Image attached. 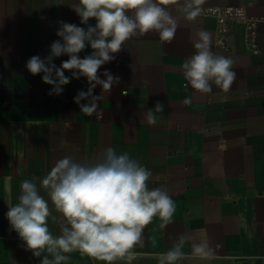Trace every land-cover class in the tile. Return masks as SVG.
<instances>
[{
    "label": "crops",
    "instance_id": "0c3cea01",
    "mask_svg": "<svg viewBox=\"0 0 264 264\" xmlns=\"http://www.w3.org/2000/svg\"><path fill=\"white\" fill-rule=\"evenodd\" d=\"M76 2L0 0V264H41L43 255L52 258L47 253L34 257L6 218L21 182L32 180L49 200L56 217L49 218V229L60 235L64 221L41 187L42 179L64 155L94 162L107 146L128 152L149 168V187L166 186L176 205L170 222L155 218L144 228L143 246L134 249L131 264H158L159 254L181 236L187 238V255L177 264H264V21L257 26V53L248 50L240 21L230 22L227 48L222 49L215 44L212 16L185 19L182 9L168 0L166 6L179 22L175 38L161 42L150 32L127 41L116 59L98 71L100 79L107 70L120 83L108 93L97 85L93 94L105 98L97 114L88 115L74 102L89 87L85 77L71 79L60 95H49L51 86L43 83V74L34 76L26 68L30 57L43 59L60 39L57 21L87 28L71 7ZM229 5L264 15V0H200L199 7ZM199 30L210 33L215 53L234 60L237 76L226 93L214 84L210 94L185 86L181 65L193 54ZM91 51L89 46L79 55ZM67 59L61 56L53 63L59 67ZM186 98L191 103L185 104ZM157 101L164 111L151 125L143 116ZM200 239L210 243L212 258L191 256V245ZM70 264L103 262L73 253Z\"/></svg>",
    "mask_w": 264,
    "mask_h": 264
},
{
    "label": "clouds",
    "instance_id": "9594fccd",
    "mask_svg": "<svg viewBox=\"0 0 264 264\" xmlns=\"http://www.w3.org/2000/svg\"><path fill=\"white\" fill-rule=\"evenodd\" d=\"M173 2L182 9L185 19L194 20L201 12L200 0ZM167 3L168 0H77L71 7L87 28L57 21L60 27L56 36L60 39L52 42L50 54L43 59L39 55L30 57L26 68L34 76L43 74V83L51 86L49 95H60L71 79L85 77L89 87L78 92L74 102L81 112L97 114L99 102L105 97L93 94L96 86L108 93L120 83V77L107 70L103 72L105 79H100L102 65L115 60V54L133 37L155 32L161 42L171 43L175 38L179 22ZM90 19L96 21L94 26L89 25ZM196 36L193 54L185 57L181 65L185 86L210 94L214 84L228 92L237 76L234 60L212 50L207 31L199 30ZM89 46L91 53L81 58L79 54ZM65 55L68 59L57 67L53 59ZM66 71L71 76H66ZM82 100L87 103L82 104ZM184 103H191V99L186 98ZM163 111L164 105L157 101L143 118L155 125L156 114ZM151 176V170L128 152H117L111 146L103 148L94 162L80 163L72 155H64L41 181L51 205L64 221L61 234L50 231L49 218L56 217L49 200L30 179L21 182L18 200L8 205L6 218L22 246L34 257L51 255V259L43 255L41 264H70L73 253L103 264H131L134 249L143 246L144 228L155 218L170 222L176 211L166 186L149 187ZM185 243L187 238L181 236L172 248L159 254L158 264H177L185 259ZM191 256L207 260L214 256V250L207 239H200L191 245Z\"/></svg>",
    "mask_w": 264,
    "mask_h": 264
},
{
    "label": "built area",
    "instance_id": "2783aa9c",
    "mask_svg": "<svg viewBox=\"0 0 264 264\" xmlns=\"http://www.w3.org/2000/svg\"><path fill=\"white\" fill-rule=\"evenodd\" d=\"M202 15H209L215 19L217 37L215 44L222 49L227 48L226 36L229 24L232 21H240L244 30L245 43L251 53L258 52L257 26L264 21L263 16H254L246 12L244 5L236 6H207L200 8Z\"/></svg>",
    "mask_w": 264,
    "mask_h": 264
}]
</instances>
